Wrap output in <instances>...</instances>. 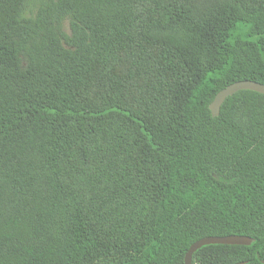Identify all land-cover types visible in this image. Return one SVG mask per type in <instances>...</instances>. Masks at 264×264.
Masks as SVG:
<instances>
[{
  "label": "trees",
  "instance_id": "16d2710c",
  "mask_svg": "<svg viewBox=\"0 0 264 264\" xmlns=\"http://www.w3.org/2000/svg\"><path fill=\"white\" fill-rule=\"evenodd\" d=\"M244 80L264 0H0V264H264V95L210 109Z\"/></svg>",
  "mask_w": 264,
  "mask_h": 264
},
{
  "label": "water",
  "instance_id": "95a60500",
  "mask_svg": "<svg viewBox=\"0 0 264 264\" xmlns=\"http://www.w3.org/2000/svg\"><path fill=\"white\" fill-rule=\"evenodd\" d=\"M253 91L259 94L264 95V84H261L252 80H244L238 81L229 85L227 88L220 91L212 104L210 105V109L212 111L213 117H219L221 114V108L226 100L238 92L241 91ZM254 242V239L249 236H225V237H206L203 238L196 243H194L185 257V264H193L194 254L199 251L201 248L210 245H227V246H251ZM244 264V263H239Z\"/></svg>",
  "mask_w": 264,
  "mask_h": 264
},
{
  "label": "rangeland",
  "instance_id": "374dc122",
  "mask_svg": "<svg viewBox=\"0 0 264 264\" xmlns=\"http://www.w3.org/2000/svg\"><path fill=\"white\" fill-rule=\"evenodd\" d=\"M68 28V27H67ZM69 29V28H68ZM136 35L138 33H135ZM140 39L138 36L134 38V46H135V60L139 64H146L147 65V73H143V79L140 80L138 86L140 87V93H138V97L142 101L144 105H156L159 103L160 98L159 94L161 95L162 85L153 76H157L159 78V68L157 64L160 63V60L153 55H149L141 51L140 48ZM139 45V47H138ZM134 68V64L131 65ZM135 85V84H134ZM135 92L137 93V88L135 85Z\"/></svg>",
  "mask_w": 264,
  "mask_h": 264
}]
</instances>
